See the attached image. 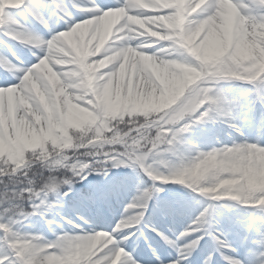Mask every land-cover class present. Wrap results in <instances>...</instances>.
I'll use <instances>...</instances> for the list:
<instances>
[{
    "label": "clouds",
    "instance_id": "1",
    "mask_svg": "<svg viewBox=\"0 0 264 264\" xmlns=\"http://www.w3.org/2000/svg\"><path fill=\"white\" fill-rule=\"evenodd\" d=\"M117 3L102 8L97 0H67L77 13L96 14L46 41L10 33L33 55H43L18 84L0 87V100L14 103V124L30 145L26 150L12 143L5 152L0 138V177H8L4 184L30 165L46 169L74 156L106 155V148L123 146L134 130L124 131L122 125L147 129L161 121L179 123L201 92L219 81L264 77V0H252L256 14L242 12L232 0H215V10L199 21L191 18L208 0H195L194 7L189 0ZM12 6L0 0V12ZM125 93L148 98L146 110L106 106L107 96ZM83 167L90 165L66 167L58 186H72ZM155 180L184 185L214 202L264 207V149L242 143L197 152ZM130 226L118 222L113 232ZM114 243L109 232L100 230L65 234L52 242L39 236L13 240L7 248L20 264H124L130 254L113 251Z\"/></svg>",
    "mask_w": 264,
    "mask_h": 264
},
{
    "label": "rangeland",
    "instance_id": "2",
    "mask_svg": "<svg viewBox=\"0 0 264 264\" xmlns=\"http://www.w3.org/2000/svg\"><path fill=\"white\" fill-rule=\"evenodd\" d=\"M64 1L65 0H63V2ZM102 1L108 2V0ZM10 2L14 3L15 0H10ZM32 2L33 0H26V3ZM233 2L242 12L245 11L244 8L250 12L252 11V9L247 6L249 0H233ZM7 15H9L10 18L13 15L19 18L17 20L19 22L18 26L14 32H20L26 36L40 37L46 41L51 38V35L61 31L58 22L55 24L54 32L49 33L47 30L45 33L44 31L41 32V29L44 28L28 16L24 6H21L19 9L6 10L5 16L2 22H0V45L4 50L6 49V51L0 52V59L7 62V71H5L3 67H0V82H6L7 76L9 77L7 73L11 72L12 68L15 67L13 61H11L5 53H10L12 56L15 55L24 59V65H16L19 70L31 68L37 62L36 55H33L27 46L10 38V33L13 31L9 28L7 23L9 18H7ZM44 15L47 17L48 12L46 11ZM32 51L34 52L36 50L33 49ZM251 88L252 85L246 81L222 80L216 83L215 89H218L223 96L233 104L232 123L239 131L234 130L233 127H230L229 124L223 122V120L219 122L222 124L221 127H224L228 132L243 136V138L239 139L240 141L238 144L250 143L249 141L254 139L258 129L261 128V131L263 129V133L259 140L257 141L254 139L251 143H256L258 147H264V106H261L259 103H253L254 94L251 92ZM105 104L111 109L130 106L133 111H143L146 110L149 102H141L139 96L135 93L131 96L125 93L123 97L118 94H110L105 98ZM14 115V103L7 99L0 100V138L3 140L5 152L9 144L12 143H21L26 150L30 147V145L24 141V130L15 126ZM10 128H12L11 134L9 133ZM206 131H209V129L202 125L199 126L197 135L200 137V141H203V145H199L198 142L196 143L193 141L190 143L184 139L177 146L175 153H161L150 157L146 162L152 165V175L170 174L172 170L179 167L185 160L196 155V152H208L213 149H219L218 145H214L213 143L214 141L217 143V140L208 137ZM193 146H195V151L193 150ZM71 162L78 164L79 160L72 159ZM67 163V161L63 163L53 162V164L48 165L47 169L58 171L60 175L65 171ZM144 175L147 177L144 178ZM35 178H38V176ZM77 184L84 188L89 196H85V194L82 193V195L85 196H82V198L79 189L77 191H70L68 188H63L61 190L62 192H68L66 197L74 198L77 196L76 207H71V204L62 202L61 199L63 195L59 199H54L53 197L56 196L50 195L47 202L53 204L54 207L50 209L45 207L42 209L43 216L39 214L37 217L30 216L25 219L23 223L16 225L15 234L18 235L21 240L32 239L39 236L46 242H52L57 236L65 234L70 236L81 235L84 233L90 234L96 230H103L109 232V234L118 233L119 239L124 241V251L129 253L133 259H135L136 255H142L146 260H155L158 251L162 249L166 250L167 247H171L166 244L160 236H157L155 232L149 231V228H154L161 233L162 236L173 241L175 244V240H178L180 243H178L177 246L181 249L186 243H190L192 239H196L201 235V233L190 232L188 237L178 239L181 233L190 231V226H193L196 220H191L189 216H199L204 208L213 203H217L218 206L212 214V224L214 230L223 233L225 239L227 236H231L234 233V229L232 228L233 219L236 218L248 219L246 224H244L246 225L248 233L255 232L260 235V237L261 234H264V226L262 225L263 219L257 215L260 214L264 216V207H252L249 212L239 214L237 212L243 210V205L240 203L234 201L213 202L208 197L193 192L184 185L164 184L159 180L154 181L151 175L144 172L139 165H121L117 167L109 165L106 175H97L95 173L87 174L86 178L80 180ZM153 187H158L161 190L159 192L150 191L147 201H143L141 199L143 193ZM4 191L5 189L3 186H0V193ZM127 193L129 195L127 199H122V195H126ZM188 203L197 204L198 207L193 212H188L186 211V204ZM141 204H146V206L141 209ZM219 204L227 206L221 207ZM130 205L132 207H129ZM27 209L28 207L25 206L26 211ZM141 211H143V215L139 222H132ZM65 220H70L71 224L65 223ZM122 221L129 223L131 226L113 232L116 224ZM95 222H98L101 226H97ZM254 222L257 223L259 228H257V226L253 227L252 224ZM181 223L182 226L179 225ZM73 224H75V228L72 227ZM157 225L163 229H167L169 226L179 228L175 231V239L169 238V236L165 234L163 230L159 229ZM146 236L156 239L158 244L155 249L146 246ZM114 239H116L115 236ZM206 239L210 238L205 236L197 245L196 249L184 259L188 260L190 264H204L205 259L211 255V264H226L221 254L217 253L211 247V243ZM231 247L235 249V253H241L244 256H253V264H259L261 259L260 253L264 251V249H260L255 245H250L243 241L232 243ZM9 252L10 250L7 248V245L0 242V257L9 255ZM224 255L240 260L237 255L233 257L231 256L232 254ZM138 264L141 263L138 262ZM155 264L162 263L158 261Z\"/></svg>",
    "mask_w": 264,
    "mask_h": 264
},
{
    "label": "snow or ice",
    "instance_id": "3",
    "mask_svg": "<svg viewBox=\"0 0 264 264\" xmlns=\"http://www.w3.org/2000/svg\"><path fill=\"white\" fill-rule=\"evenodd\" d=\"M189 5L194 7L195 0H189ZM21 6H24L28 16L39 23L49 33L55 31V24L58 22L66 24L68 26L67 29L76 23L73 10L69 8L63 0H33L32 3H26V0H15L12 7L0 12V22H2L6 10L19 9ZM117 6H119L118 3L111 6L102 5V8ZM247 6L252 9L253 12H256L252 0H249ZM215 8V0H208V3L194 13L191 19L199 21L206 15H210ZM46 11L48 12L47 17L44 15ZM81 14L82 17H87L88 15L96 13ZM159 14H168V12L166 10ZM63 31H59L56 34ZM56 34L51 35L50 39L55 38ZM42 55L43 53L36 54L37 62L34 65L38 64ZM0 67H3L5 71H7V62L0 59ZM29 70L30 68L21 69L18 72L12 73V75L19 83L21 77ZM247 82L252 85L251 92L254 94L253 103H259L261 106H264V77H261L260 79L252 77ZM232 108L233 104L228 101L218 89H204L196 99L195 103L189 107L188 110L190 115L179 123H164L161 121L154 127L147 129L140 128L138 124H129L126 128L122 125L121 128L124 131L134 129L126 138V143H124L123 146H121V144H115L112 145L110 149L106 148V155L100 153L96 156H92L94 163L90 167L78 169V175L76 176L74 183H78L80 180L85 179L87 174L95 173L97 175H106L109 165L112 167L121 165H139L143 171L151 175V178L155 181V175H152V165L146 161L150 157L161 153H175L177 146L182 142L184 134L189 133L195 126L209 121H216L223 117V122L228 123L230 127L234 128V130L239 131V129H236L235 125L232 123ZM165 132H167V135H165ZM250 144L257 146L256 143ZM258 148L264 149V147ZM193 150L195 151V146H193ZM77 158L78 156L73 157V159ZM67 162V167L72 165L71 160ZM82 164L83 163H81V165ZM34 166L38 165H30L27 168L20 169L16 173L11 184L6 185L3 183L8 177H0V186H3L5 189L4 192L0 193V226H2L0 227V242H3L7 246H10L13 240H21V238L15 234L16 225L23 223L25 219L32 215L39 214L43 216L42 209L45 207L49 209L54 207L53 204L47 202L50 195H54L57 198L62 195H68L67 191H61L64 187L58 186L59 177L51 172H49L48 175L40 173L38 178H33V172L35 171ZM178 168L179 167H177V169ZM93 169H95V172H93ZM53 177L56 178L53 179ZM66 187H68L69 190L71 188L70 185ZM160 190L161 189L158 187H153L152 189L145 191L141 199L146 202L150 191L159 192ZM25 206L30 208L31 211H26ZM145 206L146 204L140 205L141 209ZM217 206V203L209 204L208 207L200 212L199 216L194 221L193 226H190V231L181 233L178 239L188 237L190 232L201 233V235L196 239H192L190 243H186L183 248L179 249L180 253L184 255V258L186 259L187 255H190L196 249L200 241L207 236L213 241L215 251L221 254V257L226 261V264H252L251 261H241L224 255L225 251L234 252L235 249H233L227 242L223 233L214 230L211 217ZM219 206H221V204H219ZM129 207L132 206L130 205ZM142 215L143 211L138 213L132 222H139ZM64 222L71 224L70 220H65ZM149 231L155 232V234L160 236L166 244L172 248H176V244L173 243V241L162 236L161 233L154 228H149ZM111 235L113 239L114 236L116 237V239H114L115 243L112 246L113 251H115V249L124 250V241L119 239L118 233H113ZM254 243L264 247V234H261L260 239L254 241ZM260 256L261 259L259 264H264V251L260 253ZM211 259L210 255L205 259L204 264H211ZM136 262L137 261L133 259L131 255H125L124 264H136ZM0 264H20V262L15 258V254L12 253L0 257ZM174 264H181V261L177 260Z\"/></svg>",
    "mask_w": 264,
    "mask_h": 264
},
{
    "label": "bare ground",
    "instance_id": "4",
    "mask_svg": "<svg viewBox=\"0 0 264 264\" xmlns=\"http://www.w3.org/2000/svg\"><path fill=\"white\" fill-rule=\"evenodd\" d=\"M64 3L67 4V0H65ZM97 3H100L101 5L111 6V5L114 4V0H108V2L107 1L104 2L102 0H97ZM244 10L248 11L246 8H244ZM248 12H250V11H248ZM73 13H74V19L76 20V22H78L81 18H86V17H82L81 13L75 12V10H73ZM251 13L252 14H256V12H253V11H251ZM7 18H8L7 23L9 25V28L12 31L16 30V28L18 26V23H19L17 20L19 18L15 17L14 15L11 18H10L9 15H7ZM67 27L68 26L66 24H64L63 22H59V29L61 31L66 30ZM43 31H44V33L46 32V30L41 29V32H43ZM41 37H42V35H41ZM2 51L5 52L6 49L4 50L2 48V46L0 45V52H2ZM149 51H151V50H149ZM5 54H7L9 59L11 61H13V63L15 64L14 65L15 67L12 68V71L8 72L7 74L9 75V73H14V72L20 71L19 68L16 67V65H18V66L24 65V62H25L24 59H21L20 57L15 56V55L12 56V55H10V53H5ZM15 83H18L16 78L13 75H9V77L7 76V81L6 82H0V85H1L0 87L9 86V85H12V84H15ZM139 99L143 103L144 102H146V103L149 102L148 98L143 97V96H139ZM220 120H223V119H218L216 121H209V123L205 122V123H202L200 125L205 126V128L209 129V131H206L208 133V137H211L214 140H217V143H215L216 141H214L213 143H214V145H218L219 148L224 147V146H228L229 147V146L237 145L239 143V141H240L239 139L243 138V136L236 135V133L228 132L224 127H221L222 124L219 122ZM200 125L195 126L189 133L184 134V136L182 137V140L186 139L190 143L193 141V142H196V143L198 142L199 145H203V141H200V137L197 135V132L199 131V126ZM262 131H263V129H262ZM262 131H261V128L258 129L257 133H255V137H254L255 140H257V141L259 140L261 134L263 133ZM250 134H251V132H250ZM254 139L250 140L249 142L251 143V141H254ZM128 196H129L128 193L126 195H122V199L123 198L127 199ZM122 199H121V201H122ZM197 207H198L197 204L194 205V204H189L188 203V204H186V208H187L186 211L193 212ZM242 209L243 210L241 212H237V213H239V214L247 213V212H249L252 209V207L243 205ZM183 215L185 216L184 212H183ZM257 215H259L263 219L262 220L263 221L262 225L264 226V216H261L260 214H257ZM189 217L191 218V220H195L198 216L197 215L196 216L190 215ZM247 221H248L247 218H236V219H233V227L232 228L234 229V233L231 236L230 235L227 236L226 240L228 241V243L230 245L232 243H235V242L243 241V242L249 243L250 245H255L256 247H258L260 249H264V247H261L259 244L254 243V241H257V240L260 239V235L256 234L255 232L248 233V231L246 229V225H244V224H246ZM96 225L97 226H101V225H99V223H97ZM179 225L182 226V223L179 224ZM252 225H253V227H255V226H257V223L254 222ZM167 226H169V225H167ZM157 227H159V226L157 225ZM169 227H170L169 229H163L161 227H159V229L163 230V232L165 234H167L169 236V238L175 239V237H176L175 230H178L179 228H174V227H171V226H169ZM68 228H69V226H68ZM257 228H259V227L257 226ZM124 233H125V231H124ZM146 238L149 239V241H150L149 243L151 245H154L156 243V239L150 238V236H146ZM206 240H208V242L211 243L210 244L211 247L215 250V246H214L213 241L211 239H206ZM177 244H178V242H177ZM170 249H171V252H170L168 257L167 256L166 257H161V256L159 257L160 261H161L160 263H166V264L171 263V264H174L175 261L180 260L181 264H190V262L188 260L184 259L182 254H179L180 253L179 246H178V248L177 247L176 248H172L171 247ZM217 253H219V252H217ZM224 254H227V255H231L232 254L231 255L232 257L234 255H237L241 261H251L252 262V259L254 258L253 256H250V255L244 256L241 253L228 252V251H225ZM135 260L137 262H140L141 264H155L156 263V261H154V260H151V262H148L141 256H138V257L136 256Z\"/></svg>",
    "mask_w": 264,
    "mask_h": 264
},
{
    "label": "trees",
    "instance_id": "5",
    "mask_svg": "<svg viewBox=\"0 0 264 264\" xmlns=\"http://www.w3.org/2000/svg\"><path fill=\"white\" fill-rule=\"evenodd\" d=\"M77 161L79 160V163L78 164H81V163H88L90 166L94 163V159L92 156H89V157H80L78 156V158L76 159ZM35 167V166H34ZM49 172H51L52 174L54 175H59V172L57 171H53V170H49V169H45V168H40L38 166L35 167V171L33 172V178H35L36 176H39L40 173H43L44 175H48ZM144 178H145V175H144ZM64 188H68V187H64ZM77 189H79L82 192L85 191L84 188L80 187L77 183H74L71 188H70V191H76ZM63 198L61 199L62 202H66V203H73L72 202V199L70 197H66V196H62ZM54 199H59L57 197H53ZM27 211H31L30 208L27 209ZM38 215V214H37ZM37 215H32L31 217H37Z\"/></svg>",
    "mask_w": 264,
    "mask_h": 264
}]
</instances>
